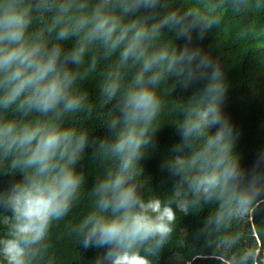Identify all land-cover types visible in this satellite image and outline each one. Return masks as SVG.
Returning <instances> with one entry per match:
<instances>
[{"label":"clouds","instance_id":"obj_1","mask_svg":"<svg viewBox=\"0 0 264 264\" xmlns=\"http://www.w3.org/2000/svg\"><path fill=\"white\" fill-rule=\"evenodd\" d=\"M171 3L0 0V175L12 177L0 189V264H50L53 225L85 198L89 207L70 232L85 251L97 250L94 264H153L177 210L187 214L192 201L229 186L239 203L264 196V152L250 173L232 155L237 132L222 108L224 71L192 43L223 9L247 10L252 0H202L191 16ZM101 62L99 106L108 112L106 135L97 137L78 117L93 111L82 85ZM169 78L192 92L163 165L175 182L162 199L145 194L141 161L156 147L159 88ZM86 158L107 164L90 189Z\"/></svg>","mask_w":264,"mask_h":264},{"label":"trees","instance_id":"obj_2","mask_svg":"<svg viewBox=\"0 0 264 264\" xmlns=\"http://www.w3.org/2000/svg\"><path fill=\"white\" fill-rule=\"evenodd\" d=\"M201 4L202 0H172L171 7L182 16L186 12L191 16L202 10ZM220 15L217 25L203 39L193 33L192 43L210 54L224 71L227 90L222 108L237 132L232 155L250 173L257 156L264 152V0H252L251 7L239 12L226 7ZM165 38L174 39L171 33H166ZM174 42L182 47L185 41L174 39ZM103 69L101 62L97 71L83 82L94 107L90 115L78 117L82 126L97 137L106 135L103 122L108 109L99 106ZM193 87L198 88L200 84ZM191 92V88L184 89L171 78L160 85L164 107L159 117L156 147L141 161L146 195L167 199L171 194L175 181L163 165L171 159V150L179 141L177 122L182 118L181 108ZM81 167L90 189L98 172L107 164L97 166L86 158ZM11 180L8 175H0V189L7 188ZM261 184L264 185V178ZM250 191L253 194L257 191L255 185ZM88 207L85 198L64 221L53 225L51 246L45 258L50 264H94L97 250L85 251L70 232V225ZM263 249L264 196L253 195L247 203H239L236 189L229 186L192 201L187 214L177 210L173 233L151 259L153 264H262Z\"/></svg>","mask_w":264,"mask_h":264},{"label":"rangeland","instance_id":"obj_3","mask_svg":"<svg viewBox=\"0 0 264 264\" xmlns=\"http://www.w3.org/2000/svg\"><path fill=\"white\" fill-rule=\"evenodd\" d=\"M256 255V254H255ZM262 261V263L264 264V253H263V259L261 260Z\"/></svg>","mask_w":264,"mask_h":264}]
</instances>
